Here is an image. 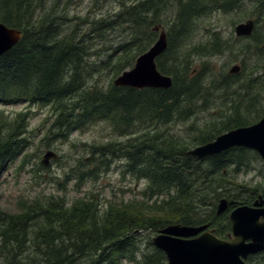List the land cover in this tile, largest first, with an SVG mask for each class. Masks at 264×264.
Listing matches in <instances>:
<instances>
[{
	"label": "trees",
	"instance_id": "16d2710c",
	"mask_svg": "<svg viewBox=\"0 0 264 264\" xmlns=\"http://www.w3.org/2000/svg\"><path fill=\"white\" fill-rule=\"evenodd\" d=\"M75 1L0 0V21L23 31L0 55V104L50 105V124L42 122L50 142L98 124L100 133L110 129L103 136L110 137L107 141L92 142L90 162L79 167L81 181L108 170L111 159L120 156L127 162L123 175L147 183L142 197L104 198L105 207L101 192L70 206L44 194L17 201L13 212L0 204L2 264H164V252L150 241L144 252L141 233H156L172 222L209 221L215 234L226 236L228 211L264 193V178L236 182L260 157L235 146L196 160L186 150L264 114V0H121L119 10L107 15L101 12L104 3L92 0L93 12L84 16L72 10ZM216 12L233 13L232 25L253 18V33L225 39L220 31L207 32ZM156 23L168 26V47L157 64L172 76V85L137 89L115 86L112 78L103 85L104 73H121L153 44ZM192 29L191 41H185ZM115 30L121 36L111 43L109 33ZM223 54L233 60L219 68L210 59L199 60ZM238 60L241 70L231 73L229 64ZM201 112L207 115L193 122L187 137L167 130L170 123ZM29 115L0 110V178L30 147ZM79 164L77 159L74 166ZM221 197L235 204L216 215ZM136 205L148 206L152 214L133 211ZM249 264H264V252Z\"/></svg>",
	"mask_w": 264,
	"mask_h": 264
},
{
	"label": "rangeland",
	"instance_id": "374dc122",
	"mask_svg": "<svg viewBox=\"0 0 264 264\" xmlns=\"http://www.w3.org/2000/svg\"><path fill=\"white\" fill-rule=\"evenodd\" d=\"M121 0H101L100 3H104V6L101 10L105 15L108 13L112 14L119 10ZM130 1V0H124ZM92 0H79L77 3L73 4L72 10L77 12L78 15L84 16L92 14L94 8L92 9ZM97 11V10H96ZM100 11H98L99 13ZM100 16V15H99ZM169 16L172 17L171 12H169ZM234 14L230 15H221L216 12L213 15V19L211 20V25L207 28V32H217L220 31L224 38L227 39L230 35H235V26L241 22H244L250 18H245L244 20H240L236 25L231 24V20ZM165 18H168V14L166 13L163 16V21ZM155 25V24H154ZM152 25V26H154ZM217 25V26H216ZM168 28L167 25H165ZM195 33L194 29H192L185 41H191V37L189 36L191 33ZM121 36L120 30L111 31L109 33V37L113 39L111 43H115ZM158 38V33H156V37L154 41ZM189 43L185 42L184 47H188ZM210 59L213 65H217L218 68L222 65H226L229 59H232V56L229 54L223 55H215L211 58L203 57L199 60H207ZM233 60V59H232ZM196 62V61H195ZM234 64H240V60L232 61L228 68H231ZM131 68V67H129ZM127 68V69H129ZM261 75L262 73H256ZM119 74H115L112 77L111 74H103L101 83L105 86H108L111 78V84L114 85V80ZM263 97V94L261 98ZM28 105H16L9 106L7 108L8 111H16L19 109L27 108ZM32 112L30 117V139L32 145H30L29 149L26 151V155L28 157L27 162L22 164V158L18 159L16 162L12 163L7 170L4 171L3 176L0 178V204L3 209L7 212H13L16 210L17 201L35 197L43 192L52 193L55 195L65 196V199L68 202H72L75 198L81 196L83 192L86 190H94V192H101V197L103 199V206H106V201L104 198L113 199L117 197V200L120 198L128 199L133 197L134 193H139V190L144 187V181L138 182L133 179L129 174L124 180L123 175L120 173V169L123 167L122 165L125 163V159L123 157L117 156L113 159L110 169L103 171L102 169L99 171L98 175L87 177L85 183L81 185V182L78 181L77 176L74 174V163L79 159L81 161L88 156L89 150L91 148L92 142L94 141H107L110 137L103 138L105 133H109L110 129L102 130L100 133V124L92 127L91 131L81 132L78 131L74 133L69 139L65 140H57V141H43L44 138V127L42 126L43 120L46 116L51 113L50 106H43L40 104H36L32 106ZM207 112H201L199 114L192 115L186 121H178L170 123L167 126V130L170 133L176 134L182 137H187L189 135V128L196 120H203ZM49 124V121L46 122V125ZM119 140L126 138H118ZM50 142V147L47 146V143ZM84 144H87L86 151L84 148ZM190 146L189 148L194 147ZM55 150L60 158L57 160H51L50 164L47 165V169L43 170L41 174V179L43 182L40 185L34 184L33 174L30 172L32 168L38 167V162L41 160L42 155L45 151ZM253 163V162H252ZM53 178V179H52ZM260 178H264V164L261 159L255 161L250 169L247 171H242L238 174L237 183H242L243 181H247L252 183L253 181L259 180ZM50 179L53 181L50 182ZM78 181V185L75 186V182ZM60 183H65L64 187L60 186ZM128 186L133 188V192L128 189ZM78 188H82L79 189ZM259 194H263V191H259L255 194L251 203L245 204H253L255 199ZM222 198V197H221ZM220 198V199H221ZM227 198V197H226ZM219 199V200H220ZM229 199V198H228ZM219 200L215 206V213L217 210V206ZM205 210H209L210 207H204ZM232 209V208H231ZM230 209V210H231ZM148 206L139 208L137 205L134 207L133 211H142L146 214H152L148 211ZM228 211V218L229 213ZM217 215V214H216ZM209 221H203L201 223H206ZM177 223V222H172ZM210 229L212 227L210 226ZM231 231V228L228 232ZM144 236L143 242L141 243V247L144 249V252L147 251L146 245L147 242H151L152 236L155 232L150 233L149 231H143L141 233ZM148 234H151V237H148ZM263 254V253H261ZM257 254V255H261ZM1 255V253H0ZM0 264H2V260L0 257ZM75 264H83L80 261H77ZM129 264V263H125Z\"/></svg>",
	"mask_w": 264,
	"mask_h": 264
},
{
	"label": "water",
	"instance_id": "95a60500",
	"mask_svg": "<svg viewBox=\"0 0 264 264\" xmlns=\"http://www.w3.org/2000/svg\"><path fill=\"white\" fill-rule=\"evenodd\" d=\"M255 22L248 19L236 25L237 36H250ZM153 31H160L157 41L144 53L140 54L133 68L123 71L116 79L118 86L135 88H168L172 78L163 74L157 67L156 58L167 46V32L163 24H156ZM21 38V30L10 28L0 23V55L9 51ZM235 64L230 72H238ZM234 146H244L255 150L264 163V115L250 125L239 126L219 134L214 140L198 145L187 151L189 157L202 159L225 151ZM58 155L48 150L43 162ZM233 200L222 198L217 214L228 209ZM232 233L222 238L207 231L208 224L183 225L170 224L153 237V244L161 249L167 258L165 264H246L251 255L264 250V198L260 195L253 205L243 204L235 207L229 215Z\"/></svg>",
	"mask_w": 264,
	"mask_h": 264
},
{
	"label": "bare ground",
	"instance_id": "6f19581e",
	"mask_svg": "<svg viewBox=\"0 0 264 264\" xmlns=\"http://www.w3.org/2000/svg\"><path fill=\"white\" fill-rule=\"evenodd\" d=\"M12 28H14V27H12Z\"/></svg>",
	"mask_w": 264,
	"mask_h": 264
}]
</instances>
